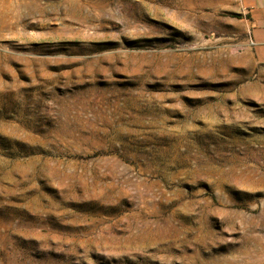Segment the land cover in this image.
<instances>
[{
  "label": "rangeland",
  "instance_id": "1",
  "mask_svg": "<svg viewBox=\"0 0 264 264\" xmlns=\"http://www.w3.org/2000/svg\"><path fill=\"white\" fill-rule=\"evenodd\" d=\"M36 5L0 0V264H264L240 0Z\"/></svg>",
  "mask_w": 264,
  "mask_h": 264
},
{
  "label": "crops",
  "instance_id": "2",
  "mask_svg": "<svg viewBox=\"0 0 264 264\" xmlns=\"http://www.w3.org/2000/svg\"><path fill=\"white\" fill-rule=\"evenodd\" d=\"M254 61L264 64V0H240Z\"/></svg>",
  "mask_w": 264,
  "mask_h": 264
},
{
  "label": "bare ground",
  "instance_id": "3",
  "mask_svg": "<svg viewBox=\"0 0 264 264\" xmlns=\"http://www.w3.org/2000/svg\"><path fill=\"white\" fill-rule=\"evenodd\" d=\"M28 2H29V5L30 6H32V7H35V6H37L36 4H37V0H28ZM32 10V9H31ZM34 12V11H33ZM6 23V22H5ZM2 29V28H1ZM210 110V109H209Z\"/></svg>",
  "mask_w": 264,
  "mask_h": 264
}]
</instances>
